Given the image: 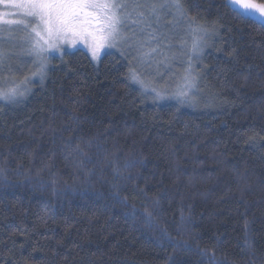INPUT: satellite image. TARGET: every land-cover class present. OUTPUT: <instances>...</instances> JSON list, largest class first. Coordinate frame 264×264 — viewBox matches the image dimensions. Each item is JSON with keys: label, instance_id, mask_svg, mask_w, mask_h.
<instances>
[{"label": "trees", "instance_id": "obj_1", "mask_svg": "<svg viewBox=\"0 0 264 264\" xmlns=\"http://www.w3.org/2000/svg\"><path fill=\"white\" fill-rule=\"evenodd\" d=\"M181 3L164 78L84 50L8 76L0 264H264V25Z\"/></svg>", "mask_w": 264, "mask_h": 264}, {"label": "snow or ice", "instance_id": "obj_2", "mask_svg": "<svg viewBox=\"0 0 264 264\" xmlns=\"http://www.w3.org/2000/svg\"><path fill=\"white\" fill-rule=\"evenodd\" d=\"M230 3L233 10L241 15H245L250 7L244 4L241 8V0H230ZM0 5L17 10L12 13L0 12V25L23 26L27 31L29 53L40 58L38 74L41 79L46 69L43 62L45 45L47 49L54 48L56 45L53 39H58L61 34L74 30L76 22L82 16L93 17L99 25L97 31L103 34L101 39L112 46L117 42H127L129 37L124 29L128 25L137 26L145 37L143 41H137L138 47L142 48L144 44L162 38L163 33H158L152 25L155 21L159 26L161 16L167 14V10L174 9L180 17L185 15L181 0H0ZM260 11L264 13V7H261ZM7 16H23L26 19H6ZM26 20H35L37 27H32L28 31L29 23ZM37 28L41 29L47 39ZM103 46L104 43H100L91 49L93 59L97 58ZM154 51L156 49H149V53ZM4 56V50L0 49V65ZM133 79H136L135 74ZM191 86L192 84L189 83V87ZM22 95V92H17L15 89L8 92L0 91V100L15 102L17 97ZM179 95L184 96L186 93L181 92Z\"/></svg>", "mask_w": 264, "mask_h": 264}, {"label": "rangeland", "instance_id": "obj_3", "mask_svg": "<svg viewBox=\"0 0 264 264\" xmlns=\"http://www.w3.org/2000/svg\"><path fill=\"white\" fill-rule=\"evenodd\" d=\"M244 4L250 6L246 10V15L264 25V13L260 11V8L264 7V4H260L255 0H241L240 7L243 8ZM16 11V9L9 7H7L6 10L8 13ZM168 16L174 18L173 21L176 24L179 15L176 14L174 9H170L167 10V14L161 16L159 26L154 21L152 26L157 29L158 33H162L161 28H163V24L166 23V18ZM6 19L26 18L23 16H7ZM26 22L29 23L28 31H30L32 27H37V22L35 20H26ZM95 24H98L97 21H95ZM97 29L98 27H92L90 19H88V21L81 19L80 22H76L74 30L61 34L58 39L54 38L53 42L56 45L54 48L47 49V46L45 45L46 51L43 53V62L45 63L46 68L49 65V56L61 55L65 51L75 52L76 50H84L92 57L91 49L100 43H104V46L99 50L97 58L93 59L92 57L95 62H99L103 55L116 53L140 69L146 67L150 68L152 77L164 78L163 74L171 69V67H167V62L174 61L175 59L169 57L173 49L177 47L181 51L185 50L183 46L167 45L166 43L170 37L166 34H163V37L167 40H162V38H160L158 41L144 44L142 48L138 47L137 41H143L145 37L140 33L139 28L132 24L124 29V32L129 37L127 42H117L112 46L101 39L103 34L98 32ZM37 30L41 31L40 28H37ZM41 34L47 39V36L42 31ZM0 49H3L5 52L3 63L0 65V91L8 92L12 89H15L16 91L22 90L23 87L19 85H13L8 89V86L13 84V81L9 79L8 76L17 72L22 73L24 70L23 68L27 66L28 69H32V71L37 69L36 73L38 74L40 60V58L29 53L30 43L27 40V31L23 26L0 25ZM149 49H156V51L149 53ZM144 53L149 54L144 55ZM133 74H135L136 79L140 81L138 84L144 91L146 90L145 86L150 88L156 87L152 84L146 83L140 73L137 74L136 72H133L132 75ZM187 76L188 75L186 74L181 76V84H179V86L184 84L183 88H189V83L185 81ZM38 78L40 79L41 77H37V79ZM156 85H158V83H156Z\"/></svg>", "mask_w": 264, "mask_h": 264}, {"label": "flooded vegetation", "instance_id": "obj_4", "mask_svg": "<svg viewBox=\"0 0 264 264\" xmlns=\"http://www.w3.org/2000/svg\"><path fill=\"white\" fill-rule=\"evenodd\" d=\"M6 10H7V7L5 5H0V12H6ZM81 19L87 20V21L88 19H90L92 27H95V28L99 27L98 24H95L96 20L93 17L82 16L77 22H80Z\"/></svg>", "mask_w": 264, "mask_h": 264}]
</instances>
